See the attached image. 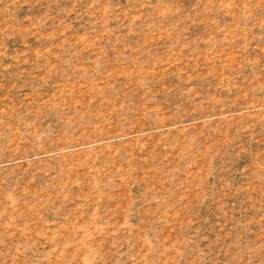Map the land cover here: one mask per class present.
<instances>
[{"label": "rangeland", "instance_id": "1", "mask_svg": "<svg viewBox=\"0 0 264 264\" xmlns=\"http://www.w3.org/2000/svg\"><path fill=\"white\" fill-rule=\"evenodd\" d=\"M0 100V264H264V0H0Z\"/></svg>", "mask_w": 264, "mask_h": 264}, {"label": "bare ground", "instance_id": "2", "mask_svg": "<svg viewBox=\"0 0 264 264\" xmlns=\"http://www.w3.org/2000/svg\"><path fill=\"white\" fill-rule=\"evenodd\" d=\"M39 95H41V93L38 92L36 94V96H39ZM1 101L2 100H0V102ZM40 116L42 117V120H41V128H42V130L41 131H38L37 130L36 133L32 134L31 137H29V139H30V141H36L38 143H43V145H41V146H35L34 148H32L31 152H33V153H40V152H48L49 151V148L47 147V145H45L46 144V139L45 138L42 139V137L46 136V131H48V130L50 131V129H49V127L47 125H44V123H47L48 122V124H51L52 123L51 120L54 117H56V116L52 115L51 112H45L43 110H42ZM12 121H13L14 126L16 128L17 127L20 128V126L18 125L19 124L18 119L12 118ZM59 130L61 131L62 135L66 134L69 131V129L66 128V126H61V129H59ZM62 143H64V142H62ZM64 145H66V143H64Z\"/></svg>", "mask_w": 264, "mask_h": 264}]
</instances>
